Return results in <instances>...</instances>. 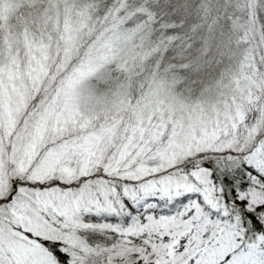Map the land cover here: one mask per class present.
<instances>
[{
  "label": "rangeland",
  "instance_id": "obj_1",
  "mask_svg": "<svg viewBox=\"0 0 264 264\" xmlns=\"http://www.w3.org/2000/svg\"><path fill=\"white\" fill-rule=\"evenodd\" d=\"M11 2L0 5L3 17ZM35 27L18 33L5 26L1 37L7 48L0 46V264H58L28 232L48 231L47 211L53 223L57 218L80 222L81 211L111 204L116 182L129 195L142 187L158 197L164 192L153 189L207 186L205 166L196 171L186 162L175 172L158 173L200 149L242 147L264 158V77L257 69H264L263 60L241 69L243 84L231 76L198 96H184L186 105L173 83L154 73L147 80L124 75L97 87L87 75L101 59L98 50L73 60L74 48L57 45V59L46 75L26 76L23 69L33 63L38 37L46 40L44 32L54 37L75 28L65 14L54 24ZM110 94L117 105L103 103L106 98L93 104ZM41 124L45 131L54 125L55 132L37 143ZM61 176L63 183L47 181ZM160 221L178 227L172 216ZM185 225L179 227V242L200 228ZM183 264L194 262L186 257Z\"/></svg>",
  "mask_w": 264,
  "mask_h": 264
},
{
  "label": "trees",
  "instance_id": "obj_2",
  "mask_svg": "<svg viewBox=\"0 0 264 264\" xmlns=\"http://www.w3.org/2000/svg\"><path fill=\"white\" fill-rule=\"evenodd\" d=\"M7 1L0 0V5ZM9 1V13L5 17L0 13L3 49L7 48V39L1 41L5 26L21 33L33 23L41 29L64 14L70 16L75 26L74 42L69 45L76 51L73 60H81L95 50L101 52L98 65L87 75V80L99 88L113 85L120 76L147 80L154 73L172 82L182 94L181 102L187 105L184 96H198L226 83L231 76L243 84L241 69L255 68L260 59L264 63V0ZM78 27H82L80 34ZM257 69L264 77V69ZM104 98L103 103L117 105L119 101L112 94L101 95L93 104H102ZM244 154L247 152L242 147L204 148L158 173L175 172L173 168L203 157L242 161ZM227 176L242 178V171L234 167L219 173L213 168L208 172L207 186L180 187L183 191L179 197L173 191L171 197L161 194L147 201L152 204L139 207L126 198L129 194L116 182L118 192L114 196L109 193L111 204L81 211L80 222L57 218L53 223L47 211L48 231L34 229L28 233L58 264H69L70 260L74 264H183L186 257L194 264H229L232 255L247 244L248 229L253 226L247 223L250 218L230 191L234 186L225 182ZM47 181L63 183V178L50 177ZM253 194L256 202H264V188L253 187ZM183 195L191 199L185 201ZM168 216L177 219V228L160 221ZM185 224L200 228L179 242L178 230ZM58 248H64L66 255H59Z\"/></svg>",
  "mask_w": 264,
  "mask_h": 264
},
{
  "label": "snow or ice",
  "instance_id": "obj_3",
  "mask_svg": "<svg viewBox=\"0 0 264 264\" xmlns=\"http://www.w3.org/2000/svg\"><path fill=\"white\" fill-rule=\"evenodd\" d=\"M260 155L264 157V153H260ZM256 156V153L244 154L242 161L203 157L189 162L190 167L196 171H199L200 167L203 166H206L210 172L215 168L217 172L223 173L225 170L234 167L237 171H242V178L239 176H227L225 177V182L234 186L230 191L235 193L236 202L243 206L244 213L250 218L247 223L252 224L253 227L248 229L247 244L232 255L229 264H264V202H256L253 199V187L264 188V158L256 159ZM253 172H255V176H253ZM211 175L216 176V173H211ZM217 179H219L218 176ZM16 183H20L19 179L16 180ZM152 191H162L169 197L172 196L173 192L172 189L167 188L153 189ZM175 191L179 197L183 190L177 189ZM126 198L133 200L137 207L142 203H147L148 200L157 199L156 196L149 195L148 191L142 187L135 189ZM182 198L188 201L191 196L183 195ZM58 254L64 256L66 255V250L58 248ZM69 264H74V262L70 260Z\"/></svg>",
  "mask_w": 264,
  "mask_h": 264
},
{
  "label": "clouds",
  "instance_id": "obj_4",
  "mask_svg": "<svg viewBox=\"0 0 264 264\" xmlns=\"http://www.w3.org/2000/svg\"><path fill=\"white\" fill-rule=\"evenodd\" d=\"M207 22V21H205ZM202 27V25H201ZM212 25L209 24V30H211ZM54 31V30H53ZM43 36L46 40H40L39 37L37 38V44L33 45V56L34 60L31 66L25 64L23 69L26 76L31 73L32 75L39 76L41 79L47 73V68L51 66L57 59L56 51L57 45L61 47L69 46L71 43L74 42L75 32L73 31L71 35L69 32L65 31L63 33H58L54 37H50L48 32H44ZM209 41H212V37L209 36ZM48 44H51V50L49 51ZM23 59V58H22ZM72 79L69 76V81ZM55 132V126L49 125L47 131L44 129V125L41 124L39 130L37 131V136L41 139L37 141V143L46 140L49 133Z\"/></svg>",
  "mask_w": 264,
  "mask_h": 264
}]
</instances>
